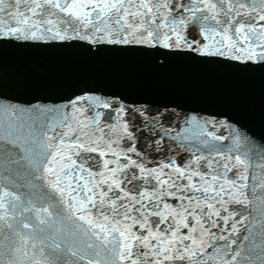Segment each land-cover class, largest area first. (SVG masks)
I'll return each instance as SVG.
<instances>
[{
	"label": "snow or ice",
	"instance_id": "obj_1",
	"mask_svg": "<svg viewBox=\"0 0 264 264\" xmlns=\"http://www.w3.org/2000/svg\"><path fill=\"white\" fill-rule=\"evenodd\" d=\"M13 42L264 68V0H0ZM0 264H264V138L91 92L0 93Z\"/></svg>",
	"mask_w": 264,
	"mask_h": 264
},
{
	"label": "water",
	"instance_id": "obj_2",
	"mask_svg": "<svg viewBox=\"0 0 264 264\" xmlns=\"http://www.w3.org/2000/svg\"><path fill=\"white\" fill-rule=\"evenodd\" d=\"M156 55L116 46L89 57L58 42H13L0 46V93L28 105L67 103L76 94L91 92L122 98L130 106L227 119L264 138V68L192 53L158 62ZM146 139L145 133L142 150ZM259 163L260 157L250 158V183L260 172Z\"/></svg>",
	"mask_w": 264,
	"mask_h": 264
}]
</instances>
